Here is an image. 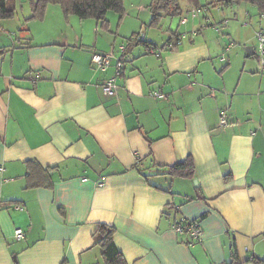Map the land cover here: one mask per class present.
<instances>
[{"label": "crops", "instance_id": "0c3cea01", "mask_svg": "<svg viewBox=\"0 0 264 264\" xmlns=\"http://www.w3.org/2000/svg\"><path fill=\"white\" fill-rule=\"evenodd\" d=\"M18 1L14 17L0 22V264H103L93 244L99 223L114 227L128 264H228L231 238L233 264L264 259V62H243L233 80L238 66L226 52L221 58L232 43L214 49V37L196 23L204 5L225 6L201 2L191 17L193 5L185 1L183 9L179 0L188 37L160 54L143 44L129 48L114 93L105 95L101 85L115 74L120 53L106 71L91 54L139 32L162 45L171 31L183 32L164 25L172 17L144 30L150 0H126L119 24L109 11L104 29L91 18H65L56 4L42 19L26 20L29 0ZM22 10L29 13L20 18ZM163 25L168 33L159 38L154 31ZM253 47L248 55L258 58ZM188 156L194 179L152 166ZM29 160L56 167L52 188L25 187ZM177 216L199 224L200 241L172 228Z\"/></svg>", "mask_w": 264, "mask_h": 264}, {"label": "trees", "instance_id": "16d2710c", "mask_svg": "<svg viewBox=\"0 0 264 264\" xmlns=\"http://www.w3.org/2000/svg\"><path fill=\"white\" fill-rule=\"evenodd\" d=\"M15 1L16 0H0V22L4 19H10L14 17L17 8ZM125 1L126 0H29L30 15L28 18H26V20L42 19L45 15L47 5L56 4L60 7L65 18H67L69 15H75L81 20L91 18L99 22L101 27L107 29L108 21L106 19V13L109 11L117 13L119 15V24L125 14ZM185 1L189 5H193V7H198L200 5L199 0ZM213 2H217L222 6H232L238 5L242 2H246L253 5L256 8L258 14L264 15V0H213L211 3ZM149 10L151 16L148 22V26L152 28L157 27L163 17L179 16L182 13L179 0H150ZM262 28L264 27H261L260 30ZM138 34L139 33H134L133 35L128 37L127 41L124 44H119L125 46V49L122 52L119 50L114 52V55L116 52L120 53L119 60L121 64L124 56L132 46L143 44L148 53H154L152 51L154 48H162L164 44H166L167 42H171L179 34V32L171 31V34L162 45L150 44L145 39L136 40L135 37ZM119 45H116L113 48L116 50ZM257 56L261 58L259 52H257ZM120 71L118 73H120ZM150 160L152 162V158H150ZM152 166L155 167V170L158 174H164L170 178L194 179V164L190 156L172 165L160 166L153 165L152 163ZM136 167L141 173V169L139 168V160L136 161ZM55 169L56 167H42L35 160L27 161L25 172V187L52 188L53 181L50 178V173ZM224 178L225 180L230 179V173H225ZM195 197L203 198V196L200 194V191L196 193ZM171 207L172 206L170 205L166 206L168 210H165V212H163L165 216L169 215V209H171ZM114 233L115 229L111 225L105 223L97 224V228L93 234V244L98 246V248L100 249V255L103 264H128L121 252L118 251L114 244ZM181 235L187 236L186 233H182ZM237 255L238 253L236 250L235 242L231 238L229 245L230 262L228 264H233L234 259L237 258ZM250 257V260H252L255 264H264V259H257L252 255ZM243 264L245 263L243 262Z\"/></svg>", "mask_w": 264, "mask_h": 264}, {"label": "rangeland", "instance_id": "374dc122", "mask_svg": "<svg viewBox=\"0 0 264 264\" xmlns=\"http://www.w3.org/2000/svg\"><path fill=\"white\" fill-rule=\"evenodd\" d=\"M207 1L208 0H199V3L202 2L203 4H206ZM15 2H16V6H19L20 2L18 0H16ZM183 5H184L183 7L184 9L186 5L185 0H182V6ZM23 6L28 7V1L23 2ZM129 8L131 9L130 6ZM23 11L24 10H22L18 14L20 15V18H21L20 13H22ZM25 13L23 12V15ZM190 14H191V11H190ZM198 17L199 18H197L196 23L198 24L199 22L201 23L203 35L205 36L211 35L212 37H214V49H216L217 47L218 48L222 47L223 42L226 45H229L232 43L230 50L226 53L225 60H227L228 55H230L231 63L233 65L238 66V67H235L236 70L233 73V77H232L233 80H235L238 77L237 69L241 67L243 62H246L247 65L255 64L256 66H259L260 63L262 64L261 58L259 57L257 58L251 55L249 56L246 53V47L248 45H251L252 47L255 46L256 54L257 52H259L257 48L256 32L260 27H264V17L259 16L257 14V10L253 5L246 3V2H242L238 5L225 6L221 10L220 5L211 6V5L206 4L202 7V9L199 8ZM220 19H223V20L218 21ZM224 21L226 22L225 26L229 27L228 30L231 32L235 41L230 40L225 33H222L223 28H221V25H222L221 23ZM164 25L170 27L171 29H179L180 32L186 31V29H184L185 25L180 23V18L178 16L167 18L166 22H164ZM164 25L162 28H160V30L154 31L158 34L159 38L165 37L166 34L168 33V30L164 29L165 28ZM215 27L219 28V32L215 30ZM145 29L152 30V31L154 30V28L148 27V26L146 27V25H144V30ZM189 30H192V29H189ZM156 39H158V37H156ZM221 52H222L221 53V57H222V55L225 54L223 47H222Z\"/></svg>", "mask_w": 264, "mask_h": 264}, {"label": "built area", "instance_id": "2783aa9c", "mask_svg": "<svg viewBox=\"0 0 264 264\" xmlns=\"http://www.w3.org/2000/svg\"><path fill=\"white\" fill-rule=\"evenodd\" d=\"M196 8L193 7L191 11L190 16L191 17H195L197 12H196ZM187 21V15L185 16H181L180 18V23L184 24ZM215 30H219L218 27H215ZM187 35V31H183L182 33H179L171 42H167L166 44L163 45L162 48L160 47H156L154 48L152 51L156 54H160L162 50L164 49H171L172 47H174V45H179L182 42V39L184 37H186ZM193 35H195L194 33H190V36L192 37ZM136 40H144L145 39V34L143 32H139L138 35H136ZM256 38H257V47L259 50V54L261 57V62L263 63V55H264V28H262L261 30L256 32ZM125 49L124 45H119L117 47V49L115 50L114 48H112L109 51L106 52H93L91 54V60L94 64V66L101 71H106L107 68L109 66L112 65V60L114 59V52L115 51H123ZM229 49V46H227L224 49V52L227 53ZM222 59L225 58V54L222 55L221 57ZM121 62L120 60H116L115 64H114V68H115V74L108 76L107 78H105V80L103 81L102 85H101V89L102 92L105 95H111L114 93L116 87H117V82H116V74L120 71L121 69ZM153 95L155 96H162V94L159 91H154ZM227 120H226V114L224 112V110L220 111L219 114V125L225 126L227 125ZM102 182L98 183V186H101ZM14 208L17 210H21L22 207L19 204L14 205ZM172 228L177 232V233H186L188 235V237L193 240V241H200L201 240V236H202V229L199 226V224L194 221V220H187L183 217H178L174 219L173 223H172ZM24 237V233L20 228H16L14 230V238L17 240H20ZM251 258V257H250Z\"/></svg>", "mask_w": 264, "mask_h": 264}, {"label": "water", "instance_id": "95a60500", "mask_svg": "<svg viewBox=\"0 0 264 264\" xmlns=\"http://www.w3.org/2000/svg\"><path fill=\"white\" fill-rule=\"evenodd\" d=\"M248 51H251L250 53H252V51H253L252 46H248V47L246 48V53H247V55L250 54ZM194 183H196V181H194Z\"/></svg>", "mask_w": 264, "mask_h": 264}]
</instances>
